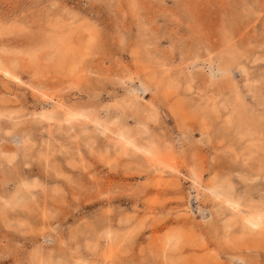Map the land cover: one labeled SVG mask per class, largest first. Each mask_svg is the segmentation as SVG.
I'll return each instance as SVG.
<instances>
[{"label":"rangeland","instance_id":"374dc122","mask_svg":"<svg viewBox=\"0 0 264 264\" xmlns=\"http://www.w3.org/2000/svg\"><path fill=\"white\" fill-rule=\"evenodd\" d=\"M0 68V264H264V0H0Z\"/></svg>","mask_w":264,"mask_h":264},{"label":"bare ground","instance_id":"6f19581e","mask_svg":"<svg viewBox=\"0 0 264 264\" xmlns=\"http://www.w3.org/2000/svg\"><path fill=\"white\" fill-rule=\"evenodd\" d=\"M0 72L3 73V74H7L6 76L10 77L11 79L15 78V76L13 74H11L10 72H8L7 70H4V69L0 68ZM134 97H137V96H134ZM238 100H237V104L239 106ZM52 114L53 113L50 110L39 112L40 119H44L46 121L54 119ZM88 115L85 112H83V111L68 110V111L63 113L61 119L57 118V121L61 122V123L64 122L68 126L69 125L71 126L72 124L77 123V122L91 121V122H93L92 124H94L95 128L100 127L101 122H99V121H97L95 119H90V117ZM104 128H106V130H107L108 126L103 123V129ZM112 139L114 140V142H116L117 144L120 145L121 151L123 153L128 152V150L130 149L131 152L135 151V152H138V153H141L142 155H144L146 160L148 162H150L151 164H153V165H157V166H160V167H164V168L176 171V167H175L173 161L169 160L170 158H167L166 156L159 154L160 152L159 151H158L159 153L156 152L155 149H153L152 147L146 148L144 146H141V145L137 144L132 139L131 136H129L128 134L126 135L125 133H123V131L120 130V131L116 132L115 136H113ZM130 150H129V152H130ZM0 151H1L2 155L5 156L7 159H12L13 156H14V152H6V151H2L1 149H0ZM194 175H195L194 177H196V178H194V180L196 179L197 181H199L200 178H198L196 176V174H194ZM35 186L36 185H34V187ZM216 187L217 186L209 185L208 189L212 193L220 196V194L217 191ZM225 197H223V199ZM225 202L228 203L229 207H231L232 209H234V210L237 209V206L235 204H233L231 199L227 198V199H225ZM238 215L241 217L242 223L244 225H246L248 228H250L252 230H264V220L257 213L253 214L252 216L251 215L250 216H245V215H242L240 212H238Z\"/></svg>","mask_w":264,"mask_h":264}]
</instances>
